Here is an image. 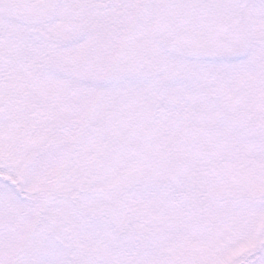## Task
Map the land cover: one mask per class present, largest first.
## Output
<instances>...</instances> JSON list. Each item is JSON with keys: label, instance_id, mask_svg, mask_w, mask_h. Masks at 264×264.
Listing matches in <instances>:
<instances>
[{"label": "snow or ice", "instance_id": "6c2138e0", "mask_svg": "<svg viewBox=\"0 0 264 264\" xmlns=\"http://www.w3.org/2000/svg\"><path fill=\"white\" fill-rule=\"evenodd\" d=\"M0 264H264V0H0Z\"/></svg>", "mask_w": 264, "mask_h": 264}]
</instances>
